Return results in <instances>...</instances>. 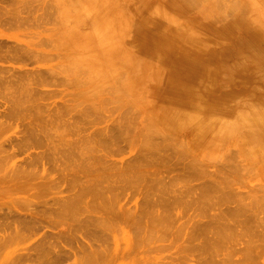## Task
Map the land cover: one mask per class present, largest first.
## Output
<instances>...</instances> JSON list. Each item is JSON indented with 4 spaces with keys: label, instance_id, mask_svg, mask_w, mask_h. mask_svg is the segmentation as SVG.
<instances>
[{
    "label": "rangeland",
    "instance_id": "rangeland-1",
    "mask_svg": "<svg viewBox=\"0 0 264 264\" xmlns=\"http://www.w3.org/2000/svg\"><path fill=\"white\" fill-rule=\"evenodd\" d=\"M214 1L0 0V264H264V0Z\"/></svg>",
    "mask_w": 264,
    "mask_h": 264
},
{
    "label": "bare ground",
    "instance_id": "bare-ground-1",
    "mask_svg": "<svg viewBox=\"0 0 264 264\" xmlns=\"http://www.w3.org/2000/svg\"><path fill=\"white\" fill-rule=\"evenodd\" d=\"M217 1H218L219 3L222 2V0H216V1H214V2H217ZM223 1H225V0H223ZM219 3H218V4H219ZM256 4H257L256 1H253V0H252L251 3L249 2V6H250L251 8L255 7ZM222 5H223V2H222ZM100 10H101V13H100L99 10H98V11H99L100 14H102L103 10H102V9H100ZM96 13H97V12H96ZM100 14H98V17L101 16ZM107 14H108V12L106 13V15H107ZM95 15H96V14H95ZM95 15L92 16V17H94V20H93V18L90 16V17H91V19H90L91 21L93 20L95 23H96V22H100V20H101L102 23L105 22V21L103 20V19H105V17L103 18V16H102L101 18L99 17V20H98V19L95 20V19H96ZM103 15H105V11H104V14H103ZM98 17H97V18H98ZM102 18H103V19H102ZM88 19H89V17H88ZM106 19H107V17H106ZM93 21H92V22H93ZM107 21H108V19H107ZM255 21L258 23V25L260 24V21H259L258 19H255ZM101 22H100V24H102ZM236 22H237V23H241V24H242V27H243V29H242L241 32H240L239 38L247 37V38H249V39H253V40H257V39H259V33H260V32H259V28H258V26H257V25H252V24H253L252 22H251V23H250V22L248 23L247 18L244 17V10H243V9L241 10V13H239V14L236 16ZM95 23H93V24H95ZM105 23H106V22H105ZM107 23H108V22H107ZM100 24H97L98 27L101 26ZM97 25H96V26H97ZM103 25H104V27H105V24H102V26L99 28L100 30H101L102 28H104ZM230 25H231V24H228V25H226V26H223V27L219 28V30H217V31H218V32H219V31H221V32H225L227 35L230 36V35L233 34V32H230V31H231V28H232ZM98 27H96V28H98ZM207 29H211V28H207ZM97 30H98V29H97ZM104 30H105V29H104ZM104 30L102 29V31H104ZM97 32H98V31H97ZM100 32H101V31H100ZM106 32H107V31H106ZM142 34H143V33H142ZM105 35H106V34H105ZM105 35H104V33H103V35L101 36V33H100L99 36H98L99 40H101V39L105 40L106 37L108 38V36H107V35L105 36ZM143 35H144V34H143ZM100 36H101V38H100ZM103 36H104V38H102ZM249 36H250V37H249ZM101 41H102V40H101ZM168 42H169V41H168ZM90 49H92V48H90ZM92 51H93V50H92ZM93 55H94V54H93ZM184 57H185V58H184ZM184 57H183V56L179 57V58L176 60V63H177V64H176L175 66H177V67L180 66L181 68H185V67H186V64L189 62V61H188L189 58H191V59H193V60H196V61H198V60L200 59V58H193L192 56L190 57L189 54L185 55ZM187 61H188V62H187ZM76 63H77V62H76ZM118 63H119V62H118ZM189 63H190V62H189ZM107 67H110V66L108 65ZM111 67H112V66H111ZM177 67L175 68L176 70H177ZM187 67H189V66L187 65ZM115 76H116V75H115ZM118 77H119V76H118ZM118 77H117V78H118ZM115 78H116V77H115ZM118 79H119V78H118ZM184 81H186V80H184ZM183 83H184V84H183ZM187 84H188V82H182V83H181V86H182L184 89H187L186 91H188V89H189V88H187ZM174 89H175V87H174ZM24 90H25V88H24ZM124 90H125V88H123V91H124ZM21 91H22V90H21ZM26 91H27V90H26ZM26 91H25V92H24V91L21 92V95H20L21 97H20V98L17 96L18 101H20L19 99H22V97H23V99H24V95L22 94L23 92H24L25 95L27 96ZM126 91H127V90H126ZM126 91H125V92H126ZM175 92H176V91H174V93H175ZM27 93H28V92H27ZM178 93H179V92H178ZM217 93H218V92H217ZM230 93H231V92H226L224 95H228V96H229ZM19 94H20V90H19ZM126 94H127V93H126ZM183 94H184V93H183ZM17 95H18V94H17ZM26 96H25V97H26ZM31 96H32V95H31ZM174 96H175V95H174ZM175 97H177V96H175ZM177 98H179V97H177ZM172 99H173V98H172ZM174 99H175V98H174ZM218 99H219V100L222 99L221 101L225 100L223 96H222V97H218L217 100H218ZM14 100H16V98H15ZM12 101H13V100L11 99V102H12ZM24 101H25V100H24ZM26 101H27V99H26ZM16 102H17V101H16ZM12 103H13V102H12ZM14 103H15V101H14ZM17 103H18V102H17ZM20 103H21V101H20ZM166 104H167V102H166ZM14 105H16V104H14ZM18 106H20V105H18ZM218 106H220V108H217V111H218V112H223L224 109L226 110L225 106H227V105H218ZM222 106H223V107H222ZM173 107H174V105H173ZM223 108H224V109H223ZM167 109H168V107H167ZM177 109H178V108H177ZM176 111H177V110H176ZM174 112H175V111H174ZM170 113H171V112H170ZM202 113H203V112H202ZM179 114H180V113H179ZM206 114H207V113H206ZM178 116H179V115H178ZM200 116H201V115H200ZM249 120H250V121H249ZM220 121H221V120H220ZM247 121H248L251 125H255V126L257 125V123H256L255 121L252 122L251 119H247ZM218 122H219V121H218ZM191 123H192V122H191ZM256 127H257V126H256ZM258 145H260V144H258ZM261 148H262V147H261ZM0 177H2V176H0ZM95 191H96V190H95ZM96 192H97V191H96ZM96 192H95V193H96ZM94 196H96V195H94ZM66 201H67V200H66ZM71 201H72V200H71ZM73 201H74V200H73ZM68 202H69V201H68ZM70 203H71V202H70ZM70 203H69V204H70ZM64 204H65L66 207H63ZM64 204L62 205V207H63V211H64V212H65L64 208H67V211H70V210H71L70 212L73 211V210H72L73 208H71V209L69 208V210H68V207H67V205H66L65 202H64ZM75 205H76V204H75ZM62 207H61V208H62ZM70 207H72L71 204H70ZM73 207H74V206H73ZM75 208H76V207H75ZM65 213H66V212H65ZM145 234H146V233H145ZM145 234L143 235L142 239H145V238H146V237L144 238V236H146V235L148 236V234H146V235H145ZM112 237H114V236H112ZM140 238H141V237H140ZM140 238H139V239H140ZM113 239H114V238H113ZM139 239H138V240H139ZM114 240H115V239H114ZM140 240H141V239H140ZM146 240H148V237H147ZM128 241H129V240H128ZM139 242H140V241H139ZM141 242H142V241H141ZM113 243H114V241H113ZM115 243H116V242H115ZM115 243H114V244H115ZM128 243H129V242H128ZM130 243H131V242H130ZM142 243H143V242H142ZM139 244L141 245V243H139ZM144 244H145V243H144ZM144 244H143V245H144ZM130 245H132V244H130ZM133 245H135V244H133ZM127 246H129V245H127ZM127 246H126V247H127ZM138 246H139V245H138ZM129 247H130V246H129ZM136 247H137V246H136ZM82 249H83V248H82ZM124 249H126V248H124ZM129 249H130V248H129ZM131 249H132V248H131ZM137 249H138V247H137ZM80 250H81V249H80ZM83 250H84V249H83ZM90 250L92 251V249H90ZM144 250H145V249H144ZM130 251L132 252L133 250H130ZM134 251H136V250H134ZM206 251H207V250H206ZM82 252H83V251H82ZM94 252H95V251H94ZM126 252H127V250H126ZM204 252H205V251H203V253H204ZM133 253H134V252H133ZM133 253H132V254H133ZM200 253H202V251H200ZM203 253H202V254H203ZM206 253H207V252H206ZM56 254H57V253H56ZM123 254H124V253H123ZM130 254H131V253H130ZM90 255H91V254H90ZM93 255H94V253H93ZM95 255H96V254H95ZM124 255H125V254H124ZM205 255H206V254H205ZM56 257H57V256H56ZM85 257H87V256H85ZM125 257H126V256H125ZM88 258H91V257H87L85 260H88ZM93 258H94V261H95V256H94ZM126 258H127V257H126ZM90 260L93 261L92 258L89 259V261H90ZM91 261H90V262H91ZM160 261H161V260H160ZM93 263H94V262H93ZM157 263H158V262H157ZM160 263H161V262H160ZM153 264H154V263H153ZM163 264H164V263H163ZM166 264H167V263H166ZM181 264H183V263H181Z\"/></svg>",
    "mask_w": 264,
    "mask_h": 264
}]
</instances>
